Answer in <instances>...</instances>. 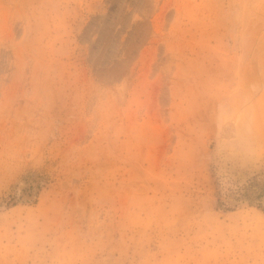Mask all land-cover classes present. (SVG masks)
Returning a JSON list of instances; mask_svg holds the SVG:
<instances>
[{"label": "rangeland", "instance_id": "1", "mask_svg": "<svg viewBox=\"0 0 264 264\" xmlns=\"http://www.w3.org/2000/svg\"><path fill=\"white\" fill-rule=\"evenodd\" d=\"M263 210L264 0H0V264H264Z\"/></svg>", "mask_w": 264, "mask_h": 264}, {"label": "trees", "instance_id": "2", "mask_svg": "<svg viewBox=\"0 0 264 264\" xmlns=\"http://www.w3.org/2000/svg\"><path fill=\"white\" fill-rule=\"evenodd\" d=\"M251 203H252V202H251ZM258 208L260 209V208H261V206H259ZM263 212H264V210H263Z\"/></svg>", "mask_w": 264, "mask_h": 264}]
</instances>
